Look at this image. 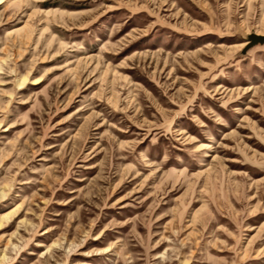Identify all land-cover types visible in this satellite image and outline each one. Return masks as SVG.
Listing matches in <instances>:
<instances>
[{
	"label": "rangeland",
	"instance_id": "rangeland-1",
	"mask_svg": "<svg viewBox=\"0 0 264 264\" xmlns=\"http://www.w3.org/2000/svg\"><path fill=\"white\" fill-rule=\"evenodd\" d=\"M264 0H0V264H264Z\"/></svg>",
	"mask_w": 264,
	"mask_h": 264
},
{
	"label": "water",
	"instance_id": "water-1",
	"mask_svg": "<svg viewBox=\"0 0 264 264\" xmlns=\"http://www.w3.org/2000/svg\"><path fill=\"white\" fill-rule=\"evenodd\" d=\"M248 45L244 48V52L249 50L250 48H253L257 45H264V35H252L248 39Z\"/></svg>",
	"mask_w": 264,
	"mask_h": 264
}]
</instances>
